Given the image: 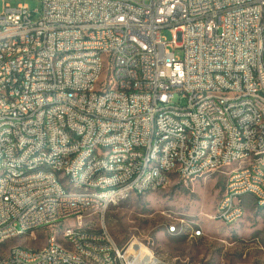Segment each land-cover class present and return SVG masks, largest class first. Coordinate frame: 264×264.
<instances>
[{
    "label": "built area",
    "instance_id": "1",
    "mask_svg": "<svg viewBox=\"0 0 264 264\" xmlns=\"http://www.w3.org/2000/svg\"><path fill=\"white\" fill-rule=\"evenodd\" d=\"M69 23L83 24V33H70ZM87 25L97 32L87 33ZM27 26H38L39 35L20 36ZM0 30H10L0 43V93L10 94V103L0 102V164L8 165L0 174V244L55 218H104L109 202L130 197L127 184L141 193L149 182L165 188L174 160H184V184L204 169L231 168L216 210L224 225L244 214L245 196L264 203V124L257 123L264 114V0H40L33 10L5 4ZM55 54L61 65H51ZM98 60H106V80L103 91L92 92ZM139 66H147V80ZM173 84H184L183 94H173ZM229 103L239 110L229 111ZM37 146L47 155H36ZM154 148L162 150L159 181L146 173ZM102 149L108 158H100ZM86 153L94 161H85ZM36 161L62 168L66 185L50 174L17 173ZM94 168L116 169V176L98 179ZM62 230L68 251L58 250L52 234L49 249L18 248L0 264H159L137 239L120 247L105 228ZM202 236L193 231L191 238ZM70 245L81 246L84 257L70 255Z\"/></svg>",
    "mask_w": 264,
    "mask_h": 264
},
{
    "label": "rangeland",
    "instance_id": "2",
    "mask_svg": "<svg viewBox=\"0 0 264 264\" xmlns=\"http://www.w3.org/2000/svg\"><path fill=\"white\" fill-rule=\"evenodd\" d=\"M5 4L12 8L27 5L33 10L40 6V0H0V14ZM163 37L172 40L168 31L163 32ZM105 80L106 68L99 84ZM101 88L99 85L98 90ZM178 100L176 95L174 101ZM230 171L227 168L209 173L188 184L173 177L165 188L143 196L133 195L111 206L104 218L88 215L83 228L95 233L105 228L120 247L136 239L142 241L155 255L172 264H264V210L250 200L251 196L245 197L246 215L240 223L224 225L215 219ZM61 179L64 183L65 179ZM172 224L179 227V234L169 233ZM65 226L74 228L77 221L6 240L0 244V254H9L13 247L44 248L51 233H57L61 242ZM198 229L203 230L204 236L191 238Z\"/></svg>",
    "mask_w": 264,
    "mask_h": 264
},
{
    "label": "bare ground",
    "instance_id": "3",
    "mask_svg": "<svg viewBox=\"0 0 264 264\" xmlns=\"http://www.w3.org/2000/svg\"><path fill=\"white\" fill-rule=\"evenodd\" d=\"M69 31L70 33H83V24L77 23H69ZM97 32V25H87V33H95ZM39 35V27L38 26H27L20 27V36H36ZM10 38V30H0V43L1 41H5ZM95 53H104V46L95 45ZM65 56H73V48H65ZM62 63V54H55L51 58V65H61ZM106 68V60H98V69L97 74L93 76L92 82V92H101L103 91V83L99 84L101 75ZM137 75L140 76V80L148 79V68L147 66H139L137 67ZM215 76H223V69H215ZM102 88L98 90V86ZM184 92V84H173V94H183ZM0 102L10 103V94L9 93H0ZM239 110V103H229V111H237ZM257 123L264 124V114H257ZM12 124H19V117H12ZM62 133H69V126H62ZM114 149H124V142H114ZM36 155H47L46 146H37ZM109 157V149L100 150V158H108ZM162 160V150L161 148H154L152 158L146 162V173H150L151 181H159L158 174V162ZM85 161H94V153H86ZM184 169V160H174L169 166V171H167L168 185L171 183L173 177L177 178L180 183V171ZM37 172L50 174L55 179L57 185H66V178L64 177V173H62V168L55 166L54 164H45L43 161H36V167H28V166H17V173H27V175H37ZM216 172V168H208L202 170L200 175H197L194 181L197 178H200L206 174H211ZM8 173V165L0 164V174ZM61 176L65 179V182H61ZM116 176V169L113 168H94V177L98 179H107V177ZM3 188V175H0V190ZM156 190V182H149V185L143 186V193L140 192V186H136L134 184H127V192L130 193V196H143L147 193ZM81 185H72V193H80ZM119 202H109V209L111 206L116 205ZM257 205L261 208H264V203L256 202ZM236 212H243V205H236ZM245 214V211H244ZM244 214H239L238 217L235 218V222H232L230 225H234L241 221L244 217ZM221 218V211H217V215L215 219ZM69 218H55V223L53 222H43L39 227H37L36 232L39 230L47 229V228H61L64 223H67ZM77 226L72 228V232L74 233H86L87 229L83 228V224H81V220H76ZM182 223V221H180ZM184 222V221H183ZM68 227V226H65ZM201 231L202 229L194 230ZM181 230L175 224V231H169L170 234H179ZM52 234L55 240V244L58 245V250L68 251V233L66 230L61 231L62 241H58L57 233H51L47 237V245L41 249H33L27 247H13L11 252L8 254H0V261H8L11 256L14 254V250L26 249L28 251H44L51 247V239ZM27 235L26 233H9V235L3 236V242L9 240L11 238H15L18 236ZM193 237V232L191 234ZM195 239V238H193ZM140 241L137 240L136 243ZM146 252H153L150 248L146 246ZM70 255L77 257H84V249L79 245H70ZM154 262L159 264H172L171 262L165 260L164 258L155 255L153 252ZM92 264H101V262H92Z\"/></svg>",
    "mask_w": 264,
    "mask_h": 264
},
{
    "label": "crops",
    "instance_id": "4",
    "mask_svg": "<svg viewBox=\"0 0 264 264\" xmlns=\"http://www.w3.org/2000/svg\"><path fill=\"white\" fill-rule=\"evenodd\" d=\"M247 196H251V195H247ZM247 196H245V197H247ZM245 197H244V205H245V203H246V201H245ZM250 200L253 201L254 204H256V206H257L258 208L264 210V208H261V207H259V206L257 205V203L255 202V200H254V198H253L252 196H251V199H250ZM244 211H245V214H244V217H245V215H246V205H245ZM244 217H243V219H244ZM243 219H242V220H243ZM242 220H241V221H242ZM241 221H240V222H241ZM240 222H239V223H240ZM237 224H238V223H237Z\"/></svg>",
    "mask_w": 264,
    "mask_h": 264
}]
</instances>
